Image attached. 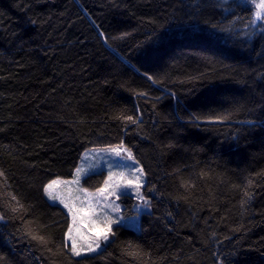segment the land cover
Masks as SVG:
<instances>
[{"label":"trees","instance_id":"trees-1","mask_svg":"<svg viewBox=\"0 0 264 264\" xmlns=\"http://www.w3.org/2000/svg\"><path fill=\"white\" fill-rule=\"evenodd\" d=\"M254 11L247 0H0V264H264ZM121 142L149 210L140 230L117 225L75 257L69 216L44 186L72 177L86 149Z\"/></svg>","mask_w":264,"mask_h":264},{"label":"snow or ice","instance_id":"snow-or-ice-1","mask_svg":"<svg viewBox=\"0 0 264 264\" xmlns=\"http://www.w3.org/2000/svg\"><path fill=\"white\" fill-rule=\"evenodd\" d=\"M248 2L254 5L255 11L253 13V19H251L250 23L255 27L260 21L264 20V0H248ZM103 35V33H101ZM127 35V33L123 34ZM152 79V77H149ZM155 82V81H154ZM174 95V94H173ZM230 117L228 115L218 116V117H209L207 118L209 122H220L223 120H228ZM126 121H130L135 123V119L132 116L123 117ZM191 119H199V117H192ZM249 124H254V122H247ZM98 151L107 153L111 156L126 159L128 161H134L135 157L133 156L130 149L124 147L123 142H121L118 146H106L105 148L99 149ZM124 153H127L126 157L123 156ZM101 167L102 165L97 162V165H94L93 168ZM114 167H122V168H130L131 172L128 175H131L133 178L128 179L126 173L121 171L119 173H114ZM100 174L92 170V168L84 169L81 167H77L75 170V183H79L81 178H87L88 175ZM0 175H3V172L0 171ZM143 169L137 168L135 164H118L115 162L109 163L108 175L103 181V185L95 189L94 192H89L88 189H81V191L85 194L88 204H89V213L99 215V219L96 223L100 226L101 231L92 234L88 237L87 244L78 243L76 236L73 235V228L69 226L67 238L72 241L71 252L73 256H81L82 253H96L100 250L105 242H108L110 237L114 235L112 230L113 225L122 224L126 221L127 218L120 216L118 219L113 218L115 214L120 212V204L117 203L122 197L130 198L132 193H135L136 199L141 201V204L135 205V208L139 212L143 205H147L149 202L143 196L140 189L142 187L143 181ZM60 183H68L67 181L53 180L44 186V192L49 197L50 200H57L59 197L54 194L52 191L53 188ZM252 184V181H248V186ZM244 196L248 199H251V193L247 190L244 191ZM110 197L114 199H109ZM15 200L16 198L13 197ZM93 200L95 201L93 203ZM63 203V200H61ZM247 203V200H242L241 205L243 206ZM65 207H69L65 204ZM13 212L17 211L16 208L12 209ZM69 212H72V208L69 207ZM4 217L0 216V220H3ZM73 220L75 221V216H73ZM239 231V229H236ZM32 239L38 240L40 243H47L45 238L42 236L32 235ZM67 247V244H65ZM130 255H136L135 252L130 253ZM236 256L237 253L234 252L232 254Z\"/></svg>","mask_w":264,"mask_h":264},{"label":"rangeland","instance_id":"rangeland-1","mask_svg":"<svg viewBox=\"0 0 264 264\" xmlns=\"http://www.w3.org/2000/svg\"><path fill=\"white\" fill-rule=\"evenodd\" d=\"M118 145H120V144L109 145V146H118ZM123 145H124V147L128 148L125 144H123ZM105 147L106 146L92 147V148L86 149L83 152V154H82V156H81V158L77 164V167H81L84 169L92 168V170L95 172H98L100 174L103 173L104 179L108 175V168H109L110 162H115L118 164H129V165L135 164L137 168H142L141 165L136 160L128 161L126 159L114 157V156H111L107 153H103V152L98 151L99 149H102ZM126 155H127V153L123 154V156H125V157H126ZM97 162H99V164L102 165V168L101 167L93 168L94 165H97ZM76 168H75V170H76ZM75 170H74L72 177H70V178H54V179L50 180V181L60 180V181H67L68 182V183L57 184L53 188L52 191L54 192L55 195H57L59 197V199L50 200L49 197L44 192V196L49 202L57 204L60 207H62L64 209V211L69 216V225H68V228H67V231L65 234V241L69 245L70 252H71L72 241L67 238L69 226H72L73 235L76 236L78 243H82V244H87L89 236H91L94 233L101 231L100 226L96 223V221L100 217L98 214L93 215V214L89 213L88 200H87L85 194L81 191V189L86 188V189H88L89 192H94L96 188L101 187L103 185V182L98 187H90V185H88L89 183L85 184V178H81L80 182L77 184L74 182L75 181ZM112 170L114 173H119V172L123 171L126 173V176L128 179L133 178L131 175H128L131 172L130 168L114 167ZM104 179H103V181H104ZM95 181L96 180H92V183ZM142 181H143V184H142L140 191L143 194V187L145 184L144 172H143V176H142ZM143 196H144V194H143ZM109 199H114V198L110 197ZM61 200H63V203H61ZM94 202L95 201L93 200V203ZM117 203H119L121 206L120 212L115 214L113 218L118 219L120 216L127 218L124 223L118 224V225H124V226L131 227L135 230H140V228H141V217L144 213H146L149 210V205L148 204L143 205L142 208L138 212L137 209L135 208V205L141 204V201L136 199L134 192L132 193L130 198L122 197L119 201H117ZM65 204H67L70 208H72V212H69V207H65ZM73 216H75V221L73 220ZM115 226H117V225L112 226L113 232H114ZM111 238H112V236L110 237L109 241L111 240ZM108 242H105L104 246ZM100 250H98V251H100ZM71 254H72V252H71ZM90 254H94V253H82L81 256L90 255ZM75 257H77V256H75Z\"/></svg>","mask_w":264,"mask_h":264}]
</instances>
